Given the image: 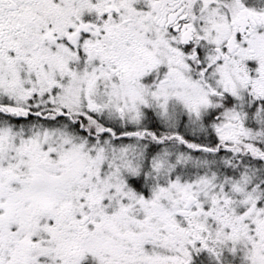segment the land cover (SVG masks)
<instances>
[{"label":"snow or ice","instance_id":"1","mask_svg":"<svg viewBox=\"0 0 264 264\" xmlns=\"http://www.w3.org/2000/svg\"><path fill=\"white\" fill-rule=\"evenodd\" d=\"M0 264H264V0H0Z\"/></svg>","mask_w":264,"mask_h":264}]
</instances>
